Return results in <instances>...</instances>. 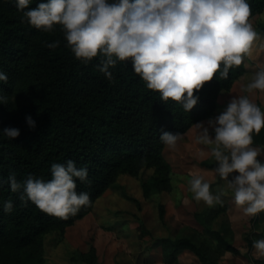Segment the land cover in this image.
<instances>
[{"label": "trees", "instance_id": "trees-1", "mask_svg": "<svg viewBox=\"0 0 264 264\" xmlns=\"http://www.w3.org/2000/svg\"><path fill=\"white\" fill-rule=\"evenodd\" d=\"M39 2L31 0L28 7ZM248 3L249 21L264 11V0ZM22 16L15 0H0V71L8 76L6 81L0 80V95L6 97V102L0 103V120L5 119L4 124L0 122V130L15 127L12 118L10 121L11 99L24 115L23 122L16 126L20 129L18 137L9 138L0 131V264H44V236L51 232L62 235L67 227L90 214L96 200L116 188L121 174L140 177L151 169L153 173L142 181L145 196L168 191L172 167L164 156L166 145L160 134L184 132L210 118L218 109L219 96L247 71L242 60L230 68L226 79L219 78L217 72L194 90L199 100L186 111L180 102L164 101L158 90L149 89L134 71L130 58L110 66L113 75L109 79L97 67L99 56L88 63L75 57L59 24L45 32ZM255 31L264 36V24ZM57 40L58 46H48ZM29 115L36 121L34 128L27 124ZM252 135L253 146L264 147V127ZM68 159L77 167L88 168V181L76 178V182L77 191L88 192L90 202L75 215L49 214L11 191L7 182L10 171L18 180L29 174L47 180L51 178V165ZM217 164L214 156L202 162L208 169H215ZM8 199L13 201L10 212L3 208V201ZM165 214V207L160 205L162 221ZM194 217L202 230L186 228L182 236L155 239L153 248H161L165 264H177L185 250L193 252L200 264H222L219 260L225 253H241L234 244L235 232L225 204L219 202L196 211ZM137 222L144 231L140 238L150 235L144 221L137 217ZM253 222L254 229H261L264 235V210L254 215ZM246 241L251 250L253 240ZM247 258L250 264H264V258L250 254ZM75 260L101 264L94 248L79 253ZM142 264L154 262L145 260Z\"/></svg>", "mask_w": 264, "mask_h": 264}, {"label": "clouds", "instance_id": "clouds-1", "mask_svg": "<svg viewBox=\"0 0 264 264\" xmlns=\"http://www.w3.org/2000/svg\"><path fill=\"white\" fill-rule=\"evenodd\" d=\"M30 3L15 0L22 18L45 32L59 24L77 59L88 63L99 56L97 67L111 79L110 66L130 58L149 89L158 90L164 101L180 102L186 111L199 100L194 90L217 72L219 78L226 79L230 68L240 65L244 54L250 55L258 36L248 22V0H40L35 7H28ZM59 43L53 41L48 46ZM7 79L0 71V80ZM244 88L248 93L264 91V66ZM5 102L6 97L0 95V103ZM26 120L30 127L36 126L31 115ZM194 125L197 139L214 145L211 153L218 162L214 171L226 181L243 214L254 216L264 210V162L258 159L261 149L253 146L252 135L264 127V110L249 95H236L207 125L203 121ZM0 131L9 138L20 135L17 127ZM190 132L163 131L160 140L175 148ZM76 178L88 181V168L77 167L68 159L51 165L50 179L29 174L18 180L10 171L7 182L22 201L30 200L49 214L67 217L90 202L88 192L77 191ZM189 183L197 201L208 205L222 202L221 194L210 191V182L203 175H194ZM3 208L12 211L13 201H3ZM253 249V255L264 257V237L253 241Z\"/></svg>", "mask_w": 264, "mask_h": 264}, {"label": "rangeland", "instance_id": "rangeland-1", "mask_svg": "<svg viewBox=\"0 0 264 264\" xmlns=\"http://www.w3.org/2000/svg\"><path fill=\"white\" fill-rule=\"evenodd\" d=\"M248 22L256 30L260 24H264V11ZM243 62L246 73L235 81L228 92L219 96L218 109L211 117L222 112L228 101L236 95H249L264 110V91L257 89L248 93L244 88L253 78L255 71L264 66V36H257L250 48V55L244 54ZM11 101L10 121L12 118L16 127L23 122L24 115L15 99ZM208 119L203 121L205 125ZM3 121L5 119L0 120L1 124H4ZM210 132L214 136V131L210 129ZM212 147L214 145L197 139L195 125L187 137L177 142L175 148L166 146L164 156L172 167L171 187L168 191L154 193L150 197L145 196L142 181L147 179L153 170H146L140 177L119 175L115 182L116 188L107 190L97 199L90 214L67 227L62 235L51 232L44 236V264H80L75 260L77 255L89 252L91 248L96 250L101 264H142L148 260V254L160 249L153 248L155 239L182 236L186 234V228H192V225L196 230H202L195 220V212L216 206L219 202L208 205L203 200L197 201L194 198L189 183L194 175H203L210 182V191L221 194V203L227 206V212L230 211L234 217V244L241 250L247 249L246 252L239 250V255L246 260L249 254L254 257V249L252 247L249 250L246 239L254 241L264 235L261 234V229H254V216L243 214L242 208L235 204L234 193L227 187L226 181H218V174L214 169L202 165L203 161L213 156ZM260 149L261 155L258 159L264 162V147ZM160 205L165 207V221L159 216ZM137 217L144 221L150 235L140 238L144 231L139 228ZM223 259L219 262L234 264Z\"/></svg>", "mask_w": 264, "mask_h": 264}, {"label": "crops", "instance_id": "crops-1", "mask_svg": "<svg viewBox=\"0 0 264 264\" xmlns=\"http://www.w3.org/2000/svg\"><path fill=\"white\" fill-rule=\"evenodd\" d=\"M228 215L230 216L231 221L233 222L234 217L231 215L230 211H228ZM192 228H194V225H192ZM233 230H234V228H233ZM238 249L241 250V248H239V247H238ZM148 256H149L148 260L152 259L151 261H153L154 264H165L163 261L161 248L154 251L151 254H148ZM254 257L259 258V257H256L255 255H254ZM222 258H224V259H226V260H228L234 264H250V262L248 260L242 258L240 255H233L230 252H228ZM220 263L224 264L225 262L222 261ZM177 264H200V261H199L198 257L193 252H191L190 250H185L178 257Z\"/></svg>", "mask_w": 264, "mask_h": 264}]
</instances>
